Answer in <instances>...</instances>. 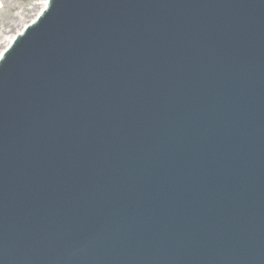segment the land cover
Returning <instances> with one entry per match:
<instances>
[{
  "label": "water",
  "instance_id": "obj_1",
  "mask_svg": "<svg viewBox=\"0 0 264 264\" xmlns=\"http://www.w3.org/2000/svg\"><path fill=\"white\" fill-rule=\"evenodd\" d=\"M0 264H264V0H48L0 56Z\"/></svg>",
  "mask_w": 264,
  "mask_h": 264
},
{
  "label": "rangeland",
  "instance_id": "obj_2",
  "mask_svg": "<svg viewBox=\"0 0 264 264\" xmlns=\"http://www.w3.org/2000/svg\"><path fill=\"white\" fill-rule=\"evenodd\" d=\"M40 0H0V51L7 37L17 33L39 10Z\"/></svg>",
  "mask_w": 264,
  "mask_h": 264
},
{
  "label": "bare ground",
  "instance_id": "obj_3",
  "mask_svg": "<svg viewBox=\"0 0 264 264\" xmlns=\"http://www.w3.org/2000/svg\"><path fill=\"white\" fill-rule=\"evenodd\" d=\"M47 3H48V0H40V2L38 3L39 4V10L37 11V13L35 14V16L38 14V12L41 10V9H43L46 5H47ZM34 16V17H35ZM15 35V33L14 34H12V35H9L8 37H7V45L10 43V41L12 40V38H13V36ZM4 49V48H3ZM3 49L0 51V55H1V52L3 51Z\"/></svg>",
  "mask_w": 264,
  "mask_h": 264
}]
</instances>
